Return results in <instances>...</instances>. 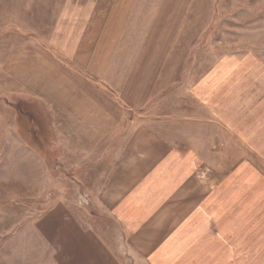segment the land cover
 Wrapping results in <instances>:
<instances>
[{
	"label": "rangeland",
	"instance_id": "374dc122",
	"mask_svg": "<svg viewBox=\"0 0 264 264\" xmlns=\"http://www.w3.org/2000/svg\"><path fill=\"white\" fill-rule=\"evenodd\" d=\"M59 4V0H0V264H154L149 253L132 247V227L107 208L100 191L137 125L151 126L189 150L201 148L187 137L190 123L214 124L208 137L212 164L227 171L241 158V164L248 163L264 179V146L234 140L222 122L207 119L206 108L195 98L198 82L223 57L242 60L238 71L242 90L264 98V0L152 2L155 19L144 12V28L150 30L146 40L151 43L157 37L166 49L163 55L170 53L168 64L145 77L147 104L127 106L114 97L121 112L118 120L126 128L114 131L109 144L98 146L94 154L76 153L66 138L59 137L55 117L43 109L38 94L23 77L9 72L10 63L25 49L40 60L38 73L48 64L54 75L71 71L56 50L72 36L62 18L59 23ZM168 24L171 30L177 25L175 34H169L170 28L161 32ZM88 32L86 28L82 42L92 40ZM81 70L77 72L87 75ZM94 79V75L88 78L94 92H114ZM132 84L137 85V78L129 82L128 93L135 92V100L141 101ZM189 106L196 108L187 120ZM217 137L223 139L221 146L212 142ZM219 154L223 163L214 161Z\"/></svg>",
	"mask_w": 264,
	"mask_h": 264
},
{
	"label": "crops",
	"instance_id": "0c3cea01",
	"mask_svg": "<svg viewBox=\"0 0 264 264\" xmlns=\"http://www.w3.org/2000/svg\"><path fill=\"white\" fill-rule=\"evenodd\" d=\"M155 1L160 0H59V23L62 18L72 36L56 50L71 71L54 75L48 64L38 73L40 60L26 49L10 63V74L23 77L38 94L43 109L55 117L57 135L76 153L94 154L98 146L109 144L114 131L126 128L118 120L121 112L114 97L138 108L148 103L145 77L168 64L170 57L169 52L163 55L166 49L156 36L151 43L146 40L150 30L145 31L144 12L155 19ZM165 13L170 14L167 9ZM86 28L92 40L82 42ZM169 31L175 34L177 25ZM110 32L116 36L109 37ZM242 63L238 58L220 59L198 82L195 98L206 108L207 119L222 122L234 140L264 146V98L242 90ZM93 75L97 85H107L116 96L94 92L88 80ZM134 78L137 85L131 86L141 101L135 100V92L128 93ZM195 108L186 110L190 113L184 119L192 118ZM190 124L187 137L200 149H182L151 126H134L100 191L104 204L132 227V247L149 253L154 264H264V179L248 163L241 164V158L227 171L212 164L208 137L214 124ZM220 140L212 142L221 146ZM214 161L223 163L224 158L219 154Z\"/></svg>",
	"mask_w": 264,
	"mask_h": 264
}]
</instances>
